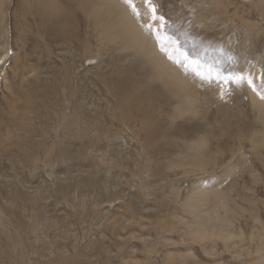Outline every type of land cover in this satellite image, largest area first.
Listing matches in <instances>:
<instances>
[{"label": "rangeland", "instance_id": "obj_1", "mask_svg": "<svg viewBox=\"0 0 264 264\" xmlns=\"http://www.w3.org/2000/svg\"><path fill=\"white\" fill-rule=\"evenodd\" d=\"M92 1L7 5L0 264H264V99L247 84L222 98L147 16ZM154 3L192 58L259 90L264 0Z\"/></svg>", "mask_w": 264, "mask_h": 264}, {"label": "snow or ice", "instance_id": "obj_2", "mask_svg": "<svg viewBox=\"0 0 264 264\" xmlns=\"http://www.w3.org/2000/svg\"><path fill=\"white\" fill-rule=\"evenodd\" d=\"M125 3L131 7L133 14L138 20L142 21L145 16L148 17L149 22L143 26L154 34L160 50L170 60L182 65H195V75L201 82L208 84L215 83L219 87L222 98L226 94V90L230 94L232 85L242 86L247 84L253 91H257L261 99H264V70L260 74V86L258 90L255 78L251 74L245 76L236 72L225 73L217 66L216 62L201 64L199 59H194L189 55L188 51L182 45L180 37H184L185 43H191L193 48L196 47L195 40H191L187 32L180 31L176 24L170 22L164 15L159 14L154 0H143V12L136 6L134 0H125ZM176 52H179L183 59H178L174 55ZM229 59H232V57H229Z\"/></svg>", "mask_w": 264, "mask_h": 264}, {"label": "bare ground", "instance_id": "obj_3", "mask_svg": "<svg viewBox=\"0 0 264 264\" xmlns=\"http://www.w3.org/2000/svg\"><path fill=\"white\" fill-rule=\"evenodd\" d=\"M10 0H0V34H4V36H6V33H1L2 30H4L5 32V29H6V32L8 34L9 30H8V26L4 25L5 21H6V14H7V5L9 3ZM26 2H32V0H24ZM100 0H94V2L92 1V3L95 5L98 6V3H99ZM109 9H112L111 5H109ZM121 14L120 13V17H121ZM7 22V21H6ZM128 24H130V22H128V19L125 21V19L123 20V27H124V32H121V34H127V33H130L132 34V36L134 37L135 35H137V30H136V26L134 25L133 27L132 26H128ZM4 25V26H3ZM3 28V29H2ZM5 28V29H4ZM123 31V28L121 29ZM144 40V37H134V39L132 40L134 43H132L133 45H141L142 42ZM155 51H157L155 49ZM168 65V63L165 61L163 62V64L161 65V68L164 69L166 66ZM150 68L152 70L158 68L157 66H153L152 64H150ZM173 94V96L177 97L178 95H181V92L180 91H172L171 92ZM186 96L188 97L189 96V93L186 94ZM160 103H162L161 100H159Z\"/></svg>", "mask_w": 264, "mask_h": 264}]
</instances>
